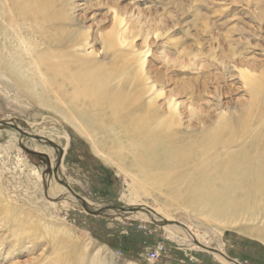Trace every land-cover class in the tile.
<instances>
[{"label": "rangeland", "instance_id": "rangeland-1", "mask_svg": "<svg viewBox=\"0 0 264 264\" xmlns=\"http://www.w3.org/2000/svg\"><path fill=\"white\" fill-rule=\"evenodd\" d=\"M112 38L117 48L106 52ZM76 42L86 46L71 49ZM94 77L109 89L150 77L145 107L181 118L167 130L179 149L235 146L253 129L263 147L264 0H0V264H264V223L191 209L193 195L161 186L171 173L142 177L113 155L135 141L91 138L63 118L89 92L73 78ZM123 101L143 100L129 92Z\"/></svg>", "mask_w": 264, "mask_h": 264}, {"label": "bare ground", "instance_id": "bare-ground-1", "mask_svg": "<svg viewBox=\"0 0 264 264\" xmlns=\"http://www.w3.org/2000/svg\"><path fill=\"white\" fill-rule=\"evenodd\" d=\"M33 8L24 2L20 5L19 11L24 15L32 12ZM84 46H86L85 43L76 42L71 46V49L73 47L75 50L77 47ZM116 48L113 38L104 45L106 52L114 51ZM79 61L81 62L78 71H83L88 63L81 58ZM61 64L57 63L55 66L63 72L61 67H64ZM242 64H246V62H242ZM84 78H73L72 82L76 85L82 82L87 86L89 92L75 97L73 110L76 116L70 112H62L63 118L76 123L80 127L79 129L91 138L92 134L98 130L101 131L103 139H115V142L120 144L124 141H135L136 144L129 152L121 153L119 151L113 155L118 159L121 158L132 163V166L137 169V175L142 177L156 176L155 170H166L168 172L165 173L168 175L171 173L169 175L170 182L165 185L160 183L161 186H165L167 190H178L193 195L191 209L206 208V213L211 218L222 221L230 220L231 223L244 221L264 223V202L259 201L252 204L249 202L250 200L257 201V195L262 193L264 180L262 129L247 131L245 139L235 146L228 144L231 139H223L215 140L216 142L205 147H198L197 151H193L194 145L179 149L178 146H182V144L176 141L175 135L177 134H169L167 130L172 129V123L180 124L181 118L174 121L167 120L165 113H156L157 109H146L145 107L146 103L152 102L150 91L153 90L154 85H149L150 77H145L143 82H137L136 79L134 81L127 80L122 83V87L119 88L117 85L111 89L107 85L101 84L100 78L96 79L98 77ZM133 84L134 88L130 90L129 87ZM129 92L143 101L139 105L125 104L123 99ZM257 93L255 88H251L252 98L255 99ZM171 95L175 96L174 92L171 91ZM145 97L146 99H144ZM173 100L168 102L169 105H172ZM80 101L85 104V107L79 108ZM142 112H148V114L146 113L147 117L142 122H138L137 119H141L139 118L141 117L140 113L144 114ZM191 114L197 119L199 127L205 125L206 121L199 113L194 111ZM76 118L81 121L83 127L78 124ZM192 127L196 126L192 125ZM191 133V137H195L199 131L195 129ZM204 136L209 138L207 134ZM165 137L170 139L167 141ZM192 154H195L196 157H192ZM191 160L194 162L205 161L211 163L212 167L203 172H193L195 168H191L189 164ZM199 176H203L202 179H197ZM215 188L218 189L217 192L212 193ZM250 228L254 231L251 234H255L259 230L262 231L257 225L254 227L251 225Z\"/></svg>", "mask_w": 264, "mask_h": 264}, {"label": "built area", "instance_id": "built-area-1", "mask_svg": "<svg viewBox=\"0 0 264 264\" xmlns=\"http://www.w3.org/2000/svg\"><path fill=\"white\" fill-rule=\"evenodd\" d=\"M162 250H163V246L162 245H160V246H158V247H156L154 249H151L149 251V255H150L151 259L158 260L159 257L161 256Z\"/></svg>", "mask_w": 264, "mask_h": 264}]
</instances>
